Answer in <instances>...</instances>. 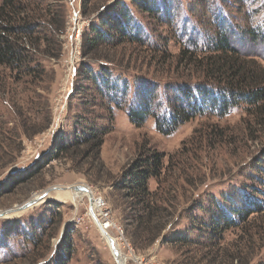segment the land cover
I'll return each instance as SVG.
<instances>
[{
  "label": "rangeland",
  "instance_id": "rangeland-1",
  "mask_svg": "<svg viewBox=\"0 0 264 264\" xmlns=\"http://www.w3.org/2000/svg\"><path fill=\"white\" fill-rule=\"evenodd\" d=\"M28 1L41 9L48 4L65 16L66 26L60 37L48 29L51 51L62 47L60 59L37 57L40 68L35 73L1 70L0 214L26 209L0 217V264H54L68 226L74 232L69 264H118L97 229L94 199L105 203L113 224L107 232L126 264H264V213L219 237L220 248L205 227L213 206L225 200L239 208L244 207L241 197L251 196L264 208V137L256 141L248 109L218 115L214 106H203L205 113L191 114L188 123L171 132H160L159 120L152 118L138 128L127 115L137 88L146 83L156 87L153 114L160 118L169 111L167 102L181 104L177 88L207 86L198 80L196 68L180 63V56L194 51L195 43L203 49L208 37L225 24L232 26L235 47L259 56L264 64V0H159L164 7L160 17L139 11L130 0H119L146 40V47H127L120 50L124 57L118 55L124 63L114 74L129 84L127 96H118L122 109L107 105L89 82L75 77L84 32L98 25V14L115 0ZM97 8L100 11L93 14ZM254 28L262 35L260 42L243 41ZM92 129L107 134L99 159L88 153L89 147L75 143ZM62 145L67 151L60 150ZM148 151L165 156L164 173L151 180L150 190L176 207L175 230L167 236L188 235L194 241L188 249L159 240L137 251L131 243L127 215L133 203L116 184ZM53 210L62 214L59 226L58 218L49 223Z\"/></svg>",
  "mask_w": 264,
  "mask_h": 264
},
{
  "label": "trees",
  "instance_id": "trees-1",
  "mask_svg": "<svg viewBox=\"0 0 264 264\" xmlns=\"http://www.w3.org/2000/svg\"><path fill=\"white\" fill-rule=\"evenodd\" d=\"M130 1L141 12L159 17L163 15L164 7L159 0ZM35 4L28 0H2L0 4V78L1 70H10L17 74L37 72L40 68L37 57H62V47L51 51L52 36H49L48 31L62 36L66 26L65 16L54 13L48 8V4L42 9L37 8ZM99 11L100 8H97L92 13ZM96 20L98 25L91 24L82 36V62L75 77L89 82L105 102H108L107 105H116L118 109H122L121 98L118 96H127L129 84L123 76L114 74V70L124 63V58L121 59L118 55L124 57L120 50L127 47H146L144 31L137 25L127 5L119 0H115L111 8L98 14ZM225 26L226 28H218L213 36L208 37L203 49L199 50L198 44L195 43L192 44L194 51L190 50L180 56L181 64L197 69L198 80L207 86L224 89L217 88L218 91H215L207 86L179 87L175 90V95L181 104L167 102L169 111L160 118L153 114L156 87L146 83L137 88L133 104L128 108L127 115L132 124L141 128L152 118L156 119V123L159 120L157 129L160 132H171L180 124L188 123L191 114L203 110L205 113L203 106H214L218 115H225L232 108L244 107L252 114L255 122L256 141L263 139L264 64L259 56L235 47L232 26ZM245 35L247 37L243 36L241 39L254 44L259 43L262 37L255 28L247 30ZM91 65H96L97 68H92ZM183 101L185 102L182 103ZM105 135L107 134L92 129L76 138L75 143L76 146L89 147L88 153H95L96 159H99ZM59 148L61 151L68 149L66 145ZM145 153L148 154H141L133 165L124 171L121 180L116 184L118 192L133 203L127 215L133 230L131 243L137 251H145L159 240L164 245L188 249L194 245L188 235L179 236L175 233L167 236L175 230L172 225L175 205L150 190L151 180L159 179L164 173L165 156L156 151ZM256 200L251 196H243L241 201L244 202V207L233 206L231 200H223L224 202L213 206L214 214L210 222L206 226L203 225L215 239L212 240L215 246L220 248L221 241H216L219 237L222 239V235L227 231L239 228L256 214L264 213V208L257 205ZM51 213L49 223L58 218L56 226H59L62 214L57 210ZM73 238L74 232L70 226L66 227L60 241L61 254L56 256L54 264H69L74 252Z\"/></svg>",
  "mask_w": 264,
  "mask_h": 264
},
{
  "label": "built area",
  "instance_id": "built-area-1",
  "mask_svg": "<svg viewBox=\"0 0 264 264\" xmlns=\"http://www.w3.org/2000/svg\"><path fill=\"white\" fill-rule=\"evenodd\" d=\"M93 207L95 208V214L98 220V223H96L98 231L101 230V234L109 231L113 224L109 221V212L104 209L105 203L101 199H94Z\"/></svg>",
  "mask_w": 264,
  "mask_h": 264
},
{
  "label": "bare ground",
  "instance_id": "bare-ground-1",
  "mask_svg": "<svg viewBox=\"0 0 264 264\" xmlns=\"http://www.w3.org/2000/svg\"><path fill=\"white\" fill-rule=\"evenodd\" d=\"M88 192V190L87 191H85V193H87ZM89 194V196L92 198L93 196L90 194V192L88 193ZM93 207V206H92ZM94 208V207H93ZM95 209V208H94ZM95 210L93 211V215H95ZM100 232H101V230H99ZM105 233H107V234H105ZM103 238L105 239V241L106 242H108L109 244H110V242H109V239H111L112 241H113V244H110V246L111 247H113V245H115V247H116V249H117V251H118V248H117V246H116V242H115V239L113 240L112 239V237L110 236V234H109V232H104L103 234ZM119 252V251H118ZM115 260H116V262L118 263V264H126V262H127V260H125L124 259V257H122V255L120 254V252H119V258H118V260L115 258Z\"/></svg>",
  "mask_w": 264,
  "mask_h": 264
},
{
  "label": "water",
  "instance_id": "water-1",
  "mask_svg": "<svg viewBox=\"0 0 264 264\" xmlns=\"http://www.w3.org/2000/svg\"><path fill=\"white\" fill-rule=\"evenodd\" d=\"M46 195H47V193L44 194V196H46ZM36 201H39V200H36ZM36 201L30 202V203H28L27 205L31 206V205H33ZM27 205H26V206H27ZM23 209H26V208H21V209L19 208V209H16V210H11V211L5 212V213H3V214H0V217H4L5 214H14V213L21 212ZM95 221L98 223V220H97V219H95ZM105 234H107V233H105ZM107 235H108V234H107ZM109 242H110V244H113V241H112L111 239H109ZM112 250H113V253H114L115 258L118 260V258H119V252L117 251L115 245H113Z\"/></svg>",
  "mask_w": 264,
  "mask_h": 264
}]
</instances>
